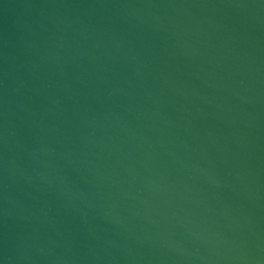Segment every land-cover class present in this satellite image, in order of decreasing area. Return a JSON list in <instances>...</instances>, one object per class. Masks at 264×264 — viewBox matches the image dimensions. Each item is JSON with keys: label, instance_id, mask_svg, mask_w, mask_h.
Masks as SVG:
<instances>
[{"label": "water", "instance_id": "1", "mask_svg": "<svg viewBox=\"0 0 264 264\" xmlns=\"http://www.w3.org/2000/svg\"><path fill=\"white\" fill-rule=\"evenodd\" d=\"M0 264H264V0H0Z\"/></svg>", "mask_w": 264, "mask_h": 264}]
</instances>
